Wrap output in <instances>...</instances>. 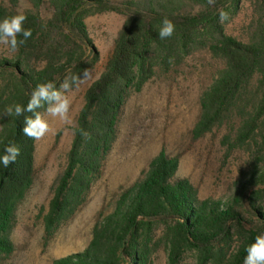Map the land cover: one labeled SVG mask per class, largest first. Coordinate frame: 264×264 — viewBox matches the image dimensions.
<instances>
[{
  "label": "trees",
  "instance_id": "1",
  "mask_svg": "<svg viewBox=\"0 0 264 264\" xmlns=\"http://www.w3.org/2000/svg\"><path fill=\"white\" fill-rule=\"evenodd\" d=\"M1 1L0 20L15 15L23 4L28 6L23 27L31 29L32 36L13 58H0V154L11 142L20 148L15 163L8 168L0 164V256L14 251L8 232L17 206L34 184L37 149V141L23 133L24 116L2 114L8 105L26 107L38 83L52 81L59 87L65 71L87 69L91 54L96 61L97 53L89 48L85 6L103 0ZM255 1L257 22L248 41L225 28L240 0L124 2L128 17L104 72L85 94L66 167L43 216L47 239L83 203L94 173L112 150L119 110L128 92L141 91L154 75L153 52L166 69L191 49H208L223 61L201 97L193 137L229 126L224 137L226 161L234 151L245 150L249 164L232 198L200 200L189 179H174L179 159L162 150L146 179L125 190L114 213L95 225L88 247L54 264H149L156 221L165 223L167 264H179L190 247L199 254L198 264H243L246 246L264 233V0ZM44 10L49 16L44 17ZM220 10L229 16L223 24ZM165 17L175 24V31L162 40L158 32ZM39 60L46 61L42 68L33 64Z\"/></svg>",
  "mask_w": 264,
  "mask_h": 264
},
{
  "label": "rangeland",
  "instance_id": "2",
  "mask_svg": "<svg viewBox=\"0 0 264 264\" xmlns=\"http://www.w3.org/2000/svg\"><path fill=\"white\" fill-rule=\"evenodd\" d=\"M124 2L103 0L85 6L84 18L92 42L89 48L98 58L93 62L94 54L90 55L89 76L70 94L73 123L65 125L58 119L48 118L51 131L37 141L34 184L17 206L8 232L14 251L1 255L0 264H54L56 259L84 251L93 238L95 225L114 213L125 190L146 179L151 163L162 150L169 157L179 159L174 179H189L200 200L232 198L242 171L248 167L249 154L245 150L234 151L228 161L225 159L224 137L229 133V126H216L199 139L192 133L201 113V97L217 78L223 61L213 57L208 49H191L179 63L166 69L153 52L154 75L141 91L133 88L128 92L119 110L112 150L94 173L83 203L47 239L43 216L53 198L55 183L66 167L85 94L104 72L128 17ZM255 9V0H240L237 11L225 22L226 31L248 41L256 27ZM27 10L28 6L23 4L16 14H25ZM49 14L43 11L44 17ZM14 54L0 44V58H13ZM33 64L42 68L46 61ZM83 72L69 69L59 82ZM153 228L149 264H167L169 246L165 223L156 221ZM198 257L197 250L190 247L179 264H198Z\"/></svg>",
  "mask_w": 264,
  "mask_h": 264
},
{
  "label": "clouds",
  "instance_id": "3",
  "mask_svg": "<svg viewBox=\"0 0 264 264\" xmlns=\"http://www.w3.org/2000/svg\"><path fill=\"white\" fill-rule=\"evenodd\" d=\"M214 3V0H208ZM228 13L220 10L219 22L221 24L228 20ZM27 17L23 13H18L0 20V44L10 48L15 52L20 45L32 36L31 29L23 27ZM175 31V24L165 17L162 20L161 27L158 32L160 39H166L173 35ZM22 36V39H18ZM89 76V70L85 69L79 76L73 75L65 78L57 87L52 81L38 83L30 94V99L25 106L21 104L8 105L5 108L3 116H24L23 133L29 139L39 141L51 131L48 118L58 119L65 125L73 123L70 115L72 107V100L70 94L77 90L81 83ZM39 109H44L43 112ZM31 113V115H24V113ZM81 133L88 135L83 129ZM20 155V148L14 142L7 144L4 148L3 154H0V164L8 168L15 163L17 157ZM246 256L243 259V264H264V233L256 235L254 242L246 246Z\"/></svg>",
  "mask_w": 264,
  "mask_h": 264
}]
</instances>
